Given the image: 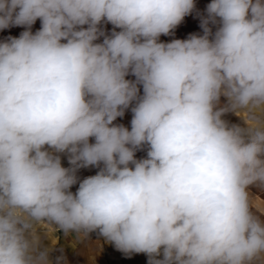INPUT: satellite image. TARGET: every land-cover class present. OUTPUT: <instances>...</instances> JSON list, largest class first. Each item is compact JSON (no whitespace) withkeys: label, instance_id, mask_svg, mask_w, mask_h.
Returning <instances> with one entry per match:
<instances>
[{"label":"clouds","instance_id":"1","mask_svg":"<svg viewBox=\"0 0 264 264\" xmlns=\"http://www.w3.org/2000/svg\"><path fill=\"white\" fill-rule=\"evenodd\" d=\"M194 7L0 0V30L27 29L0 43V264H52L41 231H98L148 264H264V0H211L203 35L158 42ZM105 20L121 30L95 43Z\"/></svg>","mask_w":264,"mask_h":264},{"label":"crops","instance_id":"2","mask_svg":"<svg viewBox=\"0 0 264 264\" xmlns=\"http://www.w3.org/2000/svg\"><path fill=\"white\" fill-rule=\"evenodd\" d=\"M211 3V0H194L195 7L189 15H186L182 22L174 28L168 35H161L159 41L161 43H170L173 40L188 39L190 35H203V29L201 27V22L207 17V6ZM219 23L209 24V27L214 34L219 27ZM83 27H87L84 25ZM99 29L104 33V35L99 36L95 43H103L105 37H110L113 31H120L121 29L116 28L110 22L102 21L98 26ZM41 28V21L39 19L31 26V31L33 34L39 31ZM27 30L25 26H12L7 29L0 30V43L7 42L9 37L18 38L20 34ZM211 38V37H210ZM126 79L130 81H135L136 77L131 73L126 76ZM139 95H143L142 85H138ZM227 104V99L223 96L220 98L219 106H224ZM135 106V101H133L130 106L124 110V115L117 117L113 121L114 125H123L124 127L131 130V120L133 118L132 107ZM222 119L227 121L229 125L237 124L243 126V121L239 116L235 115L233 112H227L222 116ZM89 143H95V138L90 137ZM47 148V146H45ZM51 151V149H48ZM148 146L145 145L142 149H139L135 153V158L137 160L147 158ZM61 158V165L65 168H71L72 165L69 163V154L57 153ZM89 166L86 168H79L76 171L77 183L74 184L70 191L75 194L78 190L79 183L89 177L94 176L100 170V167ZM250 191L253 196L260 197L264 200V190L259 187L252 186ZM264 220V217H261ZM41 235V245L43 248L50 249L49 258L52 264H57V258L59 264H125V261L131 257H140L143 260H148L149 257L145 253H124L118 251L115 246L111 243L105 241V238L99 234L98 231L89 233L86 237L80 238L74 232L65 234L63 231H57L55 233V239L49 238L44 235L43 231L40 232ZM162 254V252H161Z\"/></svg>","mask_w":264,"mask_h":264},{"label":"rangeland","instance_id":"3","mask_svg":"<svg viewBox=\"0 0 264 264\" xmlns=\"http://www.w3.org/2000/svg\"><path fill=\"white\" fill-rule=\"evenodd\" d=\"M236 115V114H235ZM156 259H163V255H159ZM148 260H143L139 256L138 257H131L130 259L125 261V264H148Z\"/></svg>","mask_w":264,"mask_h":264}]
</instances>
